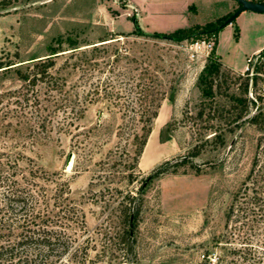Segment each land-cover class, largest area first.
<instances>
[{
  "label": "rangeland",
  "instance_id": "obj_1",
  "mask_svg": "<svg viewBox=\"0 0 264 264\" xmlns=\"http://www.w3.org/2000/svg\"><path fill=\"white\" fill-rule=\"evenodd\" d=\"M135 2L141 6L139 18ZM231 2L232 11L238 2ZM227 7L228 2L220 0H0V61L18 64L57 50L53 70L66 74L65 89L73 93L88 88L91 80L81 81V70L69 64L75 59L70 56L75 49L71 46L79 45L77 49L82 50L103 37L128 32L133 27L132 16L145 31H169L215 20ZM235 25L236 18L216 35L201 33L178 40L138 35L112 38L107 50L96 56L107 61L103 76L109 93L105 99L87 102L75 121L79 133L71 136L50 131L32 143L13 147L24 154L19 160L22 167L60 171L68 179L71 196L83 209L85 232L76 243L84 240L85 244L88 236L87 252L78 249L71 262L64 257L65 264H116L96 255L100 242L96 226L104 215L97 190L108 176L121 188L136 184H126L124 178L129 134L139 118L128 104L133 79L146 63L163 96L136 171L146 174L165 159L185 157L186 161L177 172L159 176L146 191L137 257L140 264L213 262L209 260L221 250L213 244L214 238L224 230L225 209L249 169L257 137L255 126L245 120L249 114L235 117L234 97L257 92L260 97L255 106L264 108V63L255 71L264 56L257 57L259 51L248 53L254 43L264 40V23L248 26L237 38ZM201 39L212 41V47L202 46ZM212 58L220 61L224 72L218 78L223 93L215 86L212 93L201 91V85L206 86L201 74ZM252 75H256L255 83ZM245 82L247 93L243 92ZM20 83L13 67L0 70V93L18 88ZM9 133L0 135L6 138ZM114 158L118 165L108 167L106 160ZM104 194L105 200H111L118 193L112 189ZM228 258L226 264H231V255Z\"/></svg>",
  "mask_w": 264,
  "mask_h": 264
},
{
  "label": "trees",
  "instance_id": "obj_2",
  "mask_svg": "<svg viewBox=\"0 0 264 264\" xmlns=\"http://www.w3.org/2000/svg\"><path fill=\"white\" fill-rule=\"evenodd\" d=\"M232 12L222 14L202 26L195 23L169 31L151 32L145 31L138 18L132 16L133 27L128 32L103 37L98 43L92 42L91 46H87L90 48L82 50L77 49L79 45L71 46L75 49L71 50L70 56H75V59L69 64L81 70V81L91 80L88 88L73 93L65 89L66 74L60 69L53 70L56 64L54 57L59 55L56 54L57 50L30 57L28 61L18 64H15L16 61H0V70L13 67L21 81L18 88L0 93V134L10 132L6 138L0 135V147H8L7 150L0 149V264H57V261L58 264H65L64 257L71 262L78 249L87 248L88 236L85 237V244L84 240L76 243L80 233L85 232V217L83 209L71 196L68 179L60 171H47L33 165L22 167L19 160L24 157L23 152L12 149L19 143H32L41 134L50 131L69 132L71 136L79 133L75 121L83 114L87 102L105 99L109 93L106 76H103L107 61L96 59L100 52L107 50V43L113 41L112 38L118 40L120 36L129 35L167 40L201 33L216 35L223 27L219 24ZM234 30L237 38L238 25ZM115 51H118L117 48ZM256 56L263 57L264 48ZM210 60L201 74V81L206 84L201 85V91L212 93V86H215L217 92L223 93L218 80L224 74L220 69L221 63L213 58ZM263 63L255 66V71L262 69ZM148 64L134 77V90L128 104L133 115L139 118L137 126L129 134V158L124 178L126 184H136L132 188H121L115 184L113 177L108 176L107 180L100 182L97 190L101 194L99 205L104 215L96 226L100 239L96 255L106 256L116 264H140L136 241L145 193L155 179L168 172H177L178 167L186 161L185 157L165 159L146 174L136 171L163 96L158 83H155L156 75L149 71ZM245 73L249 74V66ZM94 75L96 78L92 80ZM251 78L255 83L256 75ZM247 85L245 82L244 93L248 91ZM257 97H260L257 92L251 96L234 97L237 101L235 117L249 114L245 120L255 126L257 137L249 169L233 191L225 209L224 230L214 238L213 244L221 250L209 260L213 261L211 264H226L229 255L232 257L231 264L264 261V108L255 106ZM106 163L108 167L118 165L116 158L106 160ZM112 189L118 194L111 200H105L104 193Z\"/></svg>",
  "mask_w": 264,
  "mask_h": 264
},
{
  "label": "crops",
  "instance_id": "obj_3",
  "mask_svg": "<svg viewBox=\"0 0 264 264\" xmlns=\"http://www.w3.org/2000/svg\"><path fill=\"white\" fill-rule=\"evenodd\" d=\"M220 1H223V2L226 1V2H228V7L226 8L225 13L231 11L230 10V6L233 5V2H231L233 0H220ZM135 4L138 5L139 6V9H140L139 10V13H138V18H139L141 16V6L137 2H135ZM151 13H154L155 14L154 11L151 12ZM173 13H175V12H173ZM222 14H224V13H222ZM260 22H263L264 23V12H255V11H251V10H243V11H241L236 16V23H237V25L239 27V33H238L239 37H240V35L243 34L244 30H247V27L248 26L250 27L252 24L257 25V23H260ZM180 26H177V27H180ZM218 44H219V42H218ZM262 47H264V40L263 41H260V42L254 43V45L249 49L250 51H248V53L249 54L256 53Z\"/></svg>",
  "mask_w": 264,
  "mask_h": 264
},
{
  "label": "water",
  "instance_id": "obj_4",
  "mask_svg": "<svg viewBox=\"0 0 264 264\" xmlns=\"http://www.w3.org/2000/svg\"><path fill=\"white\" fill-rule=\"evenodd\" d=\"M237 2H239V5L233 10L230 16L223 23L219 24L220 26H224L225 24L230 23L243 10L264 12V2L263 1L237 0Z\"/></svg>",
  "mask_w": 264,
  "mask_h": 264
},
{
  "label": "built area",
  "instance_id": "obj_5",
  "mask_svg": "<svg viewBox=\"0 0 264 264\" xmlns=\"http://www.w3.org/2000/svg\"><path fill=\"white\" fill-rule=\"evenodd\" d=\"M199 43H200V42H197V41H196V44H199ZM212 43H213L212 41H209V40H208V41L206 42V40L201 39V45H202V46H207V47H210V48H211V47H212Z\"/></svg>",
  "mask_w": 264,
  "mask_h": 264
},
{
  "label": "bare ground",
  "instance_id": "obj_6",
  "mask_svg": "<svg viewBox=\"0 0 264 264\" xmlns=\"http://www.w3.org/2000/svg\"><path fill=\"white\" fill-rule=\"evenodd\" d=\"M69 163H70V161H69ZM69 163H68V164H69Z\"/></svg>",
  "mask_w": 264,
  "mask_h": 264
}]
</instances>
